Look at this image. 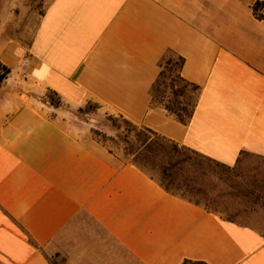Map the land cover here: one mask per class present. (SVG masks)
<instances>
[{"label": "crops", "instance_id": "obj_1", "mask_svg": "<svg viewBox=\"0 0 264 264\" xmlns=\"http://www.w3.org/2000/svg\"><path fill=\"white\" fill-rule=\"evenodd\" d=\"M257 1L45 0L29 42L0 33V264H264L256 227L168 192L76 112L97 103L229 165L264 156ZM170 52L201 86L188 124L152 99Z\"/></svg>", "mask_w": 264, "mask_h": 264}, {"label": "trees", "instance_id": "obj_2", "mask_svg": "<svg viewBox=\"0 0 264 264\" xmlns=\"http://www.w3.org/2000/svg\"><path fill=\"white\" fill-rule=\"evenodd\" d=\"M263 4L261 1L254 4L260 18L264 16L259 12ZM184 63L182 55L166 54L160 61L161 69L151 94L153 102L162 104L180 122L188 124L194 114L201 86L183 76ZM8 71L6 68L4 74H0V82ZM44 99L56 107L64 105L55 90H48ZM94 104L98 108L99 105ZM78 110L83 111L84 108L79 107ZM120 116L125 126L115 121L113 125L119 130L123 128L118 137L124 143L125 153L131 156L130 161L156 178L168 192L210 211L225 212V218L240 223L237 219L242 212L240 204L246 206L264 196V167L247 168L242 164L244 156L255 155L263 160L264 156L242 151L237 162L229 165ZM93 131L99 133L98 130ZM180 264L210 263L187 258Z\"/></svg>", "mask_w": 264, "mask_h": 264}, {"label": "rangeland", "instance_id": "obj_3", "mask_svg": "<svg viewBox=\"0 0 264 264\" xmlns=\"http://www.w3.org/2000/svg\"><path fill=\"white\" fill-rule=\"evenodd\" d=\"M44 5L45 0H0V33H4L5 37H19L29 42L44 11ZM82 107L84 108L83 111L77 109L76 112L83 119L92 123L93 129L99 131V133L93 131V135L100 140L105 138L102 141L113 151L121 153L126 159H130L131 156L125 153L124 143L118 137L123 128L119 130L113 125L115 121L121 126H125L122 117L100 113L94 103H88ZM103 134H106L107 137H104ZM242 164L247 168L264 167V160L258 156L249 155L243 157ZM240 205H242V212L237 216V219L242 223L256 227L264 234V196L254 203L246 206L243 203ZM222 215L225 216L226 213L223 212Z\"/></svg>", "mask_w": 264, "mask_h": 264}, {"label": "built area", "instance_id": "obj_4", "mask_svg": "<svg viewBox=\"0 0 264 264\" xmlns=\"http://www.w3.org/2000/svg\"><path fill=\"white\" fill-rule=\"evenodd\" d=\"M30 60H31V57L27 55L23 60V65L25 66L28 65ZM5 71H6V68L3 65H0V74H4Z\"/></svg>", "mask_w": 264, "mask_h": 264}]
</instances>
